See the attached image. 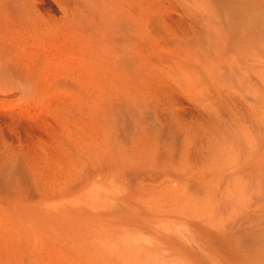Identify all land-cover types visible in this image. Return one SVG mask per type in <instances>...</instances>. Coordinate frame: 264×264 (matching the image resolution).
Instances as JSON below:
<instances>
[{
  "label": "rangeland",
  "instance_id": "374dc122",
  "mask_svg": "<svg viewBox=\"0 0 264 264\" xmlns=\"http://www.w3.org/2000/svg\"><path fill=\"white\" fill-rule=\"evenodd\" d=\"M157 1L140 0V71L122 88L97 89L84 65L63 63L38 78L42 90L0 89V150L34 170L42 156L46 169L40 188L22 163L17 188L0 168V264H253L252 217L239 213L251 169L240 121L249 127L264 58L215 80L179 71L177 14L163 30ZM66 39L42 35L37 51ZM122 162L138 175L112 174ZM156 230L182 241L172 247Z\"/></svg>",
  "mask_w": 264,
  "mask_h": 264
},
{
  "label": "bare ground",
  "instance_id": "6f19581e",
  "mask_svg": "<svg viewBox=\"0 0 264 264\" xmlns=\"http://www.w3.org/2000/svg\"><path fill=\"white\" fill-rule=\"evenodd\" d=\"M49 2L0 0V89L16 92L42 90L45 88L44 81L38 78L56 73L63 63L77 67L84 65L86 71L96 78V88L103 90L122 88L130 71L139 73L142 28L140 0ZM157 3L163 30L166 29V14L171 10L177 14L175 18L179 30L172 40L171 55L179 71L194 76L200 72L212 73L215 80L214 72L224 73L228 70L244 75L239 71L243 72L245 66L239 65V62L242 64V61L247 63L249 59L264 58V0H159ZM54 14H59V17L55 18ZM166 33L168 35V31ZM64 34L67 36L66 44L54 46L46 54L37 51L38 37L59 38ZM129 43L132 56L134 54L131 67L125 63ZM246 68L252 71L249 66ZM262 90L255 94L250 104L249 127L245 125L247 121L242 120L244 117L240 121L241 136H250L251 169L249 199L239 200V213L246 211V214L249 210L252 217L253 264H264V88ZM0 141L5 140L0 137ZM3 143H0V148ZM3 155L0 150V158ZM19 159L14 152L6 153L2 159L4 164L0 168L4 167L3 170L11 178L8 184L17 188L23 186V163L30 169L23 176L27 175L28 182L42 188L46 171L44 158L41 156L37 159V170L28 165L24 157L22 162ZM122 164L115 165L112 174L116 177L120 175L121 178L138 175L135 168ZM155 233L163 237L165 235L158 230ZM174 236H166L172 247L177 246L179 241Z\"/></svg>",
  "mask_w": 264,
  "mask_h": 264
}]
</instances>
